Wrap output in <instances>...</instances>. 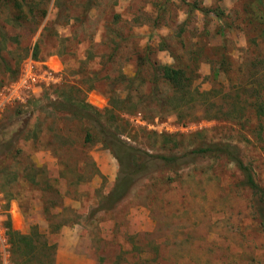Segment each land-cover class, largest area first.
Instances as JSON below:
<instances>
[{
	"label": "rangeland",
	"instance_id": "obj_1",
	"mask_svg": "<svg viewBox=\"0 0 264 264\" xmlns=\"http://www.w3.org/2000/svg\"><path fill=\"white\" fill-rule=\"evenodd\" d=\"M29 75L0 109V264H36L7 223L42 264H264V0H0V94Z\"/></svg>",
	"mask_w": 264,
	"mask_h": 264
},
{
	"label": "trees",
	"instance_id": "obj_2",
	"mask_svg": "<svg viewBox=\"0 0 264 264\" xmlns=\"http://www.w3.org/2000/svg\"><path fill=\"white\" fill-rule=\"evenodd\" d=\"M209 13L212 11H208ZM218 18L221 20L222 16L218 14ZM160 70H162L163 72V76L162 78L170 84V86L173 88L174 93H183L185 91V89H187L188 85L187 82L189 81V78L186 76V73L184 70L180 69V68H176L175 66H170V65H165L163 67H160ZM123 81H129L127 79H124ZM130 82V81H129ZM132 82V81H131ZM71 100V98H70ZM74 103V102H73ZM83 107H82V113H79L78 116H80V118H85V120L91 121L92 120V116L93 114H91L90 111H94L96 114V110L86 104L84 101L81 102ZM126 101L123 103L125 104ZM72 104V101H71ZM93 113V112H92ZM104 132V131H103ZM105 134V133H103ZM90 136V135H88ZM222 151H224L222 148L220 149ZM212 149L211 148H206V149H201L198 150L194 153L196 154H200V153H207V152H211ZM145 162L144 165L145 166H150V164H154V165H170V164H174L176 162L179 161V158L177 157H166V156H152V155H148L145 154ZM248 186L251 189L257 190L258 191V187L257 185L254 183L252 177L250 175H248ZM124 191V190H123ZM7 226L9 228V233L11 234V245H12V252L15 255L18 254H22L25 250H28L29 256L32 258V260H35L34 262H36V264H42L41 258L38 257V255L40 254V250L42 248H45L44 246H46V244L42 245V248H38L35 244L36 241L40 238V234L37 232V230H33V232L30 235H20L14 231H12L11 229V225L10 223H7ZM52 250H56V246L53 245L52 247H50ZM55 252L52 255V263L54 264V256Z\"/></svg>",
	"mask_w": 264,
	"mask_h": 264
},
{
	"label": "built area",
	"instance_id": "obj_3",
	"mask_svg": "<svg viewBox=\"0 0 264 264\" xmlns=\"http://www.w3.org/2000/svg\"><path fill=\"white\" fill-rule=\"evenodd\" d=\"M34 82L31 75L28 78L17 81L16 83H12L10 86H7L3 89L2 93L0 94V109L4 108L6 104H10L11 102L20 103L23 102L24 97L22 96L21 91H28L30 88V83ZM7 107V106H6Z\"/></svg>",
	"mask_w": 264,
	"mask_h": 264
},
{
	"label": "crops",
	"instance_id": "obj_4",
	"mask_svg": "<svg viewBox=\"0 0 264 264\" xmlns=\"http://www.w3.org/2000/svg\"><path fill=\"white\" fill-rule=\"evenodd\" d=\"M64 236H63V238L60 240V243H61V245L62 244H64V240L63 239H66V237L68 238L70 235H68V233H65L64 231H63V233H62ZM70 238V237H69ZM63 240V241H62Z\"/></svg>",
	"mask_w": 264,
	"mask_h": 264
}]
</instances>
